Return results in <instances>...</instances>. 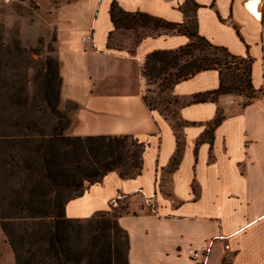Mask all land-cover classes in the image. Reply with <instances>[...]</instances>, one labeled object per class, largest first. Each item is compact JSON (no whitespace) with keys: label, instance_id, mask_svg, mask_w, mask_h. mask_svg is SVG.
Returning <instances> with one entry per match:
<instances>
[{"label":"crops","instance_id":"obj_1","mask_svg":"<svg viewBox=\"0 0 264 264\" xmlns=\"http://www.w3.org/2000/svg\"><path fill=\"white\" fill-rule=\"evenodd\" d=\"M114 1L126 11L177 23L185 21L183 6L190 3L199 33L252 58V82L264 91V0H79L80 6L68 0L55 5L49 14L63 78L61 109L71 117L67 133L129 134L145 145L141 173L124 177L114 170L89 183L66 203L67 216L83 219L113 210L111 200L123 193L126 211L119 223L129 235V264H198L188 249H202L211 240L208 264H264V93L246 105L235 93L192 102L194 94L220 86L219 70L209 69L173 86L182 101L176 117L151 109L143 97L142 63L152 51L177 49L190 37L150 30L132 50L110 46ZM219 109L225 117L215 126ZM179 142L181 159L172 169ZM148 197L157 202V212L149 209Z\"/></svg>","mask_w":264,"mask_h":264},{"label":"trees","instance_id":"obj_2","mask_svg":"<svg viewBox=\"0 0 264 264\" xmlns=\"http://www.w3.org/2000/svg\"><path fill=\"white\" fill-rule=\"evenodd\" d=\"M183 9L186 19L177 23L141 11H126L116 1L111 4L116 30L164 29L190 37L177 49L154 50L146 56L141 71L147 81L165 75L164 84L171 87L200 71L217 69L220 86L194 94L192 102L216 101L220 94L246 90L251 98L246 105L263 94L252 82V58L212 43L199 33L190 3ZM44 43L40 36L36 47L26 46L19 36L0 28L1 228L16 264H129V235L119 223L123 212L109 210L89 218H70L65 206L84 193L86 181L100 182L114 170L124 177L141 173L145 145L129 134L67 133L71 117L61 109L59 60L43 55L40 45ZM143 97L151 109H157L145 93ZM224 117L219 109L213 125H219ZM181 155L179 142L172 169L178 166ZM124 165H129L130 171H122ZM66 190L77 193L65 196Z\"/></svg>","mask_w":264,"mask_h":264},{"label":"rangeland","instance_id":"obj_3","mask_svg":"<svg viewBox=\"0 0 264 264\" xmlns=\"http://www.w3.org/2000/svg\"><path fill=\"white\" fill-rule=\"evenodd\" d=\"M73 1L77 2V6L83 5L79 0ZM60 2L66 3L68 0H0V28L3 27L5 30L11 31L12 34L19 36L26 46L31 47H36L39 37L43 36L45 43L44 46L40 45L43 55L56 57V41H53L56 37V32L52 28L50 22L52 15L49 14V12ZM150 30L154 31L155 29H115L112 34L111 42L116 48H128L132 50L137 38L144 33L151 32ZM155 31L165 30L158 29ZM128 43H131L132 46ZM164 77L165 75H162L161 78H155L151 82L147 81L144 93L147 95V99L152 106L157 107L158 110L169 117H176L178 115L177 107L182 101L172 93L171 90L173 86H165ZM226 78L230 83L229 75H227ZM232 93L241 96L243 103L251 100V98L247 96L249 92L246 90ZM71 107L73 108L74 106L71 105ZM120 169L128 172L130 171V166L124 165ZM88 184L89 181H86L84 186L86 187ZM76 193L77 191L75 190H66L64 195H75ZM125 210L123 206L122 208L113 209L111 211L124 212ZM122 240L123 242L125 241L124 236ZM0 264H16L13 249L1 225Z\"/></svg>","mask_w":264,"mask_h":264},{"label":"built area","instance_id":"obj_4","mask_svg":"<svg viewBox=\"0 0 264 264\" xmlns=\"http://www.w3.org/2000/svg\"><path fill=\"white\" fill-rule=\"evenodd\" d=\"M127 198L126 194L120 193L115 198L111 200V208L112 209H119L124 206L123 202ZM147 205L149 209L153 212L158 211V204L157 202L152 199L151 197L146 198ZM213 245V240H211L206 246H204L202 249H195L190 248L188 249V255L197 261L198 264H208L209 256L211 252V247ZM227 248H229V245H227Z\"/></svg>","mask_w":264,"mask_h":264},{"label":"bare ground","instance_id":"obj_5","mask_svg":"<svg viewBox=\"0 0 264 264\" xmlns=\"http://www.w3.org/2000/svg\"><path fill=\"white\" fill-rule=\"evenodd\" d=\"M251 5H252L251 8H252L253 10L257 9V6L255 5L254 2H252ZM257 5H258V3H257Z\"/></svg>","mask_w":264,"mask_h":264}]
</instances>
